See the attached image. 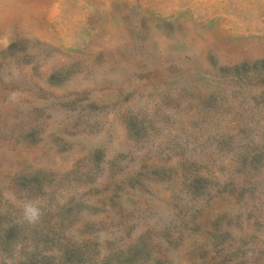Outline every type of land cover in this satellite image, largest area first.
<instances>
[{"label":"rangeland","instance_id":"rangeland-1","mask_svg":"<svg viewBox=\"0 0 264 264\" xmlns=\"http://www.w3.org/2000/svg\"><path fill=\"white\" fill-rule=\"evenodd\" d=\"M0 264H264V0H0Z\"/></svg>","mask_w":264,"mask_h":264}]
</instances>
